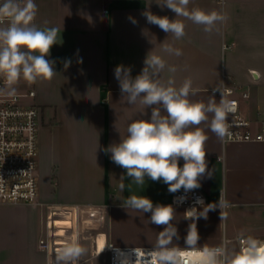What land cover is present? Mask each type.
<instances>
[{"label":"crops","instance_id":"obj_1","mask_svg":"<svg viewBox=\"0 0 264 264\" xmlns=\"http://www.w3.org/2000/svg\"><path fill=\"white\" fill-rule=\"evenodd\" d=\"M35 3L38 11L34 23L42 29H59L56 44L46 57L54 61L57 74L51 81L23 85L36 90L35 101L42 111L41 199L59 205L56 207L59 210L71 204L104 207L109 225L108 231L99 232L97 238L100 251L96 254L100 255L93 258L96 244L81 240L87 254L79 264L107 261L101 253L109 243L118 247H152L164 226L149 223L150 213L127 210L124 202L136 195L149 198L154 205H169L175 193H170L162 181L154 182L147 177L144 184H137L126 176L125 169L111 161V153L105 152L109 145L120 140L116 129L123 134L135 113L122 100L114 69L118 65L130 68L134 78L153 51L177 67L174 74L177 87L185 78L192 79L193 87L199 89L191 97L193 101L207 102L213 95L212 89L224 80L238 91L248 90L247 111L258 125L264 119V0H191L189 9L215 10L227 19L218 25V32L208 35L202 26L178 17L186 25V35L181 40H174L158 26L147 23L142 15L146 10L175 19V13L166 7L162 9L156 0H35ZM130 17L137 23L133 24ZM164 41L181 49L183 55L162 53ZM68 60L70 66L65 68ZM170 75L165 70L164 77ZM93 88L95 91L90 90ZM215 99L219 101L220 97L215 94ZM146 113H137L134 118L150 119L151 108ZM201 127L209 137L205 151L211 176L201 178L198 189L206 195V204L218 203L223 194L229 207L224 209L226 219L222 221L219 208L210 211L207 220L197 221L198 244L216 246L224 238L236 239L241 232L264 240V141H231L223 145L207 124ZM179 164L183 165L182 159ZM120 184L125 186L123 192ZM172 206L176 211L173 224L179 234L174 243L184 247L191 221L183 218L184 207ZM47 215V205L0 202V264H47L52 254L40 247V240L47 237ZM227 219L228 236L224 230ZM56 220L62 227L60 234L64 233L63 227L73 225L70 213ZM101 224L99 221L95 226L101 229ZM87 237L81 234L82 239L89 240Z\"/></svg>","mask_w":264,"mask_h":264},{"label":"clouds","instance_id":"obj_2","mask_svg":"<svg viewBox=\"0 0 264 264\" xmlns=\"http://www.w3.org/2000/svg\"><path fill=\"white\" fill-rule=\"evenodd\" d=\"M191 0H156L163 9L175 13V19L158 16L146 10L142 13L149 24L158 26L171 35L174 40H181L186 35V25L182 17L195 25L202 26L204 33L211 35L218 32V25L226 21L225 14L218 11H205L200 8L189 9ZM35 0H0V78L4 86L0 95L15 97L20 81L35 84L37 81H51L57 74L54 61L46 59L56 44L58 28H40L34 21L37 15ZM133 24L137 21L129 18ZM161 52L169 56L180 57L182 50L170 43H161ZM82 62V60H81ZM71 61H65L64 67ZM172 74L164 77V72ZM177 67L169 65L162 55L150 51L144 60V67L134 78L131 69L118 65L114 76L119 82L121 97L124 103L135 109L133 117L126 124L124 133L118 143H112L106 149L111 153V161L125 169L126 176L137 184H144L145 178L154 182L162 181L170 193L181 189L185 193L200 188V180L207 168L205 144L209 139L201 127L207 124L209 130L221 141L232 135L230 129L234 121L229 122L237 111L235 101L221 88L213 89V95L207 102L193 101L199 89L193 87L191 78H185L179 87L176 86L174 74ZM95 91V89H90ZM220 99H215V93ZM151 108L150 119L134 118L137 113L146 115ZM183 165L180 166V160ZM121 192L124 184L119 185ZM186 197L178 198L183 202ZM195 203L200 205L187 209L183 218L190 220L185 246L178 247L174 238L179 239L174 207L153 204L145 196L131 195L124 202L128 210L150 213L149 223L164 226L157 233L151 249L134 247L128 252L114 249L116 264H264V240L241 232L236 241L238 247L228 241L216 246H201L197 221L207 220L208 213L220 209L221 221L226 219L224 209L228 201L220 194L218 203L205 204L203 198L197 197ZM106 247L114 248L108 245ZM87 249L79 239H69L57 247L49 257L47 264H79L86 255Z\"/></svg>","mask_w":264,"mask_h":264},{"label":"built area","instance_id":"obj_3","mask_svg":"<svg viewBox=\"0 0 264 264\" xmlns=\"http://www.w3.org/2000/svg\"><path fill=\"white\" fill-rule=\"evenodd\" d=\"M23 85L24 81H20L15 97L0 95V202L47 205V237L40 240V247L53 254L57 247L63 245V243H59L61 241L66 242L69 239H79L80 241L84 229H88L95 222L102 220L104 207L71 204L63 205L64 210H59L56 208L59 205H50L42 201L39 177V136L42 111L35 101L36 90L24 88ZM3 86L4 81L0 78V87ZM219 88L225 91L228 99L235 101L237 106L234 116H229V122L234 121V125L230 129L232 135L222 141L223 145L231 141H264V119L256 125L247 111L249 91H238L237 87L228 84L225 80ZM215 94L220 97L218 91ZM182 196L186 199L183 202H178V198ZM197 197L203 198L204 203H207V197L201 190L196 189L185 193L181 189L172 196L171 204L182 206L186 210L191 207L198 209L200 205L195 203ZM69 213L73 219V225L63 227L64 233L60 234L59 230L62 227H59L56 219L66 218ZM94 213H98L99 217L94 218ZM224 241L227 239L224 238ZM97 248V251H100L99 245ZM132 248L134 247L114 246V248L107 247L104 250L109 251V264H116L114 257H117L118 253L114 249L128 252ZM142 248L151 249L152 247Z\"/></svg>","mask_w":264,"mask_h":264},{"label":"rangeland","instance_id":"obj_4","mask_svg":"<svg viewBox=\"0 0 264 264\" xmlns=\"http://www.w3.org/2000/svg\"><path fill=\"white\" fill-rule=\"evenodd\" d=\"M248 91V90H247ZM56 146H58V144L56 145ZM55 146V147H56ZM114 188L115 187H112V190H114ZM119 188V187H118ZM116 189L115 188V190L116 191H118L119 189ZM117 193V192H116ZM119 195H120V193H119ZM108 212V211H107ZM106 213L104 212L103 214H102V224H101V229H100V227H98V226H95V224H93V227L94 228H89V229H86L85 231H82L83 233L82 234H87L88 235V237H89V240H86V239H82V238H80V243H81V240H84V241H89V242H92V245L94 246L95 244H96V249L98 250V248H97V238H99V232H101V231H108V225H109V217H108V215H107V217H106V215H105ZM93 217L94 218H96V217H99V214L98 213H94L93 214ZM94 222H95V220H94ZM96 223V222H95ZM101 223V222H100ZM99 223V224H100ZM228 223H229V220L227 219V227L225 226V228H224V230H225V233H226V235L228 236L229 235V226H228ZM229 225H230V223H229ZM98 236V237H97ZM87 237V238H88ZM91 238V239H90ZM227 241L228 242H230L231 244H233V245H235V246H237L238 247V243H237V241H236V239L235 238H227ZM98 244H99V241H98ZM100 248V247H99ZM105 248H107L106 247V245L104 246V249ZM87 249V248H86ZM103 249V250H104ZM97 250H96V252H92V257L94 258V257H99V255L100 254H96L97 253ZM93 251H94V249H93ZM87 254V253H86ZM101 254H104V257L107 259V261H103V263L102 264H109V260H110V255H109V251L108 250H104Z\"/></svg>","mask_w":264,"mask_h":264}]
</instances>
